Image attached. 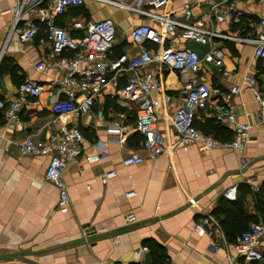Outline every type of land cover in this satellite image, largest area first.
Returning a JSON list of instances; mask_svg holds the SVG:
<instances>
[{"label":"crops","instance_id":"1","mask_svg":"<svg viewBox=\"0 0 264 264\" xmlns=\"http://www.w3.org/2000/svg\"><path fill=\"white\" fill-rule=\"evenodd\" d=\"M118 1L129 0H84L58 21L77 38L81 31L73 27L75 21L111 18L117 32L114 54L134 53L139 49L129 36L130 30L143 23L158 29L159 24L117 6ZM231 1L255 19H242L234 25L216 23L215 29L257 36L262 30L258 21L264 15V0ZM182 2H175L177 16L183 12ZM15 6L16 0H0V97L15 99L18 85L27 79L42 83L45 90L39 97L24 102L18 119L4 122L0 112V247L49 249L33 257L42 264H228L227 250L214 251V231H198L195 224L204 215H215L230 243L229 238L239 236L234 223H247L246 227L264 221V121L256 93L244 81L245 75L254 77L258 89L264 92V60L255 58L254 45L221 40L224 64L219 67L204 63L200 73L217 89L213 103L224 102L229 86L241 87L232 96L231 105L239 122L252 124L251 138L244 150L209 149L199 142L176 145L179 135L172 127L170 115L182 103V85L176 71L165 69L163 78L173 98L169 104L162 102L158 111L167 148L164 154L151 157L143 146V136L135 130V110L113 87L98 96L89 114L64 113L56 117L55 109L66 107L52 97L56 94L59 102L66 101L56 84L62 72L55 67L40 71L35 67L49 49L41 21L30 14L24 18L39 26L32 40L22 42L10 33ZM208 10L209 6L201 3L194 9L195 17L208 20ZM173 41L176 46H189L201 56L210 47L185 42L179 36L168 39L167 44ZM123 83L121 79L120 84ZM62 121L80 128L85 136L83 153L68 164L62 175L70 197L67 212L59 211V190L45 178L48 157L24 155L19 148L28 135L46 138ZM116 122L128 127L125 134L116 130ZM195 124L204 134L222 141L235 137L234 124L216 121L211 109L200 111ZM131 153H138L144 160L123 166L122 159ZM113 169L117 174L106 179L104 173ZM232 186L237 188V198L227 199L223 193ZM133 190L136 195L127 197ZM130 212L136 215L133 223L126 220ZM143 247L148 250L141 253ZM230 256L234 261L240 258L232 249ZM0 264L30 263L8 259ZM254 264H264V259Z\"/></svg>","mask_w":264,"mask_h":264},{"label":"built area","instance_id":"2","mask_svg":"<svg viewBox=\"0 0 264 264\" xmlns=\"http://www.w3.org/2000/svg\"><path fill=\"white\" fill-rule=\"evenodd\" d=\"M84 0H16L14 18L10 33L16 34L20 41L26 42L35 38L38 32L37 22L24 21L30 14L41 21L45 27L49 49L37 61V70L55 67L62 72L56 84L66 95V101H58L53 94L54 102L65 104V109L56 108L54 112L61 117L64 113L76 116L89 114L96 99L109 87L116 89L117 94L136 112V127L143 136V146L151 157H158L166 152L165 136L160 128L161 114L158 108L165 102L169 104L172 95L167 90L163 78L165 69L176 71L181 80L182 103L170 115L173 129L178 133L176 145L204 143L209 149L234 148L243 151L251 138L252 124L239 122L236 119L231 98L241 91L239 85L229 86L224 94V102H212L217 89L204 81L200 73L203 64L222 66L225 59L221 40L248 42L254 45L256 59L264 60V15L259 17L262 30L255 37L241 36L219 32L216 23L228 22L239 24L243 17L252 15L231 0H182V14H175V2L179 0H129L118 1L116 5L130 12L144 15L159 24L155 29L148 23L134 26L129 33L132 42L138 47L134 53L114 54L116 27L111 18L96 21H75L73 27L81 31V36L74 38L70 31L58 20L69 9L82 5ZM201 3L209 6L208 20L195 17L194 9ZM176 36L185 42L210 44L204 56L189 46L167 44ZM184 42V43H185ZM228 74V71H224ZM124 79L121 85L120 80ZM261 105V118L264 121V92L257 87V81L249 75L244 76ZM45 90L42 83L25 80L17 87V96L13 100L0 97V112L4 114V122L18 119L28 98H37ZM212 110L216 121L234 124L235 137L231 141H222L210 134H204L195 124L200 111ZM116 130L125 134L126 125L116 122ZM84 133L78 127H70L66 121L49 132L46 138L28 135L20 144V152L24 155H41L48 157L49 162L45 178L59 190L57 207L61 212L70 209V197L67 185L63 180V171L68 164L82 153ZM144 158L138 153H131L122 159L127 167L139 164ZM246 165V162L243 163ZM117 174L116 170L106 171L104 177L109 179ZM259 190V187H255ZM227 199L237 198L236 186L229 187L223 193ZM127 197L136 195L130 191ZM195 203L194 199L190 200ZM130 223L136 221V215H126ZM198 231H214L213 248L228 251V264H254L264 259V221L252 222L242 231L237 241L229 243L224 236L220 220L213 214L204 215L195 224ZM240 257L234 261L230 250ZM148 250L143 247L140 252Z\"/></svg>","mask_w":264,"mask_h":264},{"label":"water","instance_id":"3","mask_svg":"<svg viewBox=\"0 0 264 264\" xmlns=\"http://www.w3.org/2000/svg\"><path fill=\"white\" fill-rule=\"evenodd\" d=\"M86 230L89 231V228ZM46 250L49 249L36 251L32 249L16 250L12 248L0 247V261L8 260V259H21L30 264H42L36 261L33 257L37 255H41L43 251Z\"/></svg>","mask_w":264,"mask_h":264},{"label":"trees","instance_id":"4","mask_svg":"<svg viewBox=\"0 0 264 264\" xmlns=\"http://www.w3.org/2000/svg\"><path fill=\"white\" fill-rule=\"evenodd\" d=\"M255 19L254 18V16H251L250 18L248 17V18H246V17H243V21H248L249 19ZM237 205V204H236ZM240 210H241V208H240ZM255 222H258V221H255ZM244 224H247V223H244ZM244 224L243 225H241V226H237V222L236 223H234V225H233V229L236 231V232H238L239 233V236H240V234L242 233V231H244L245 229H247L248 228V226L250 225H248V226H244ZM244 226V227H243ZM231 227V226H230ZM228 231V230H227ZM238 236V237H239ZM238 237H231V238H229V240H230V243H234L235 241H237V239H238Z\"/></svg>","mask_w":264,"mask_h":264}]
</instances>
